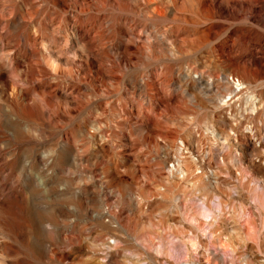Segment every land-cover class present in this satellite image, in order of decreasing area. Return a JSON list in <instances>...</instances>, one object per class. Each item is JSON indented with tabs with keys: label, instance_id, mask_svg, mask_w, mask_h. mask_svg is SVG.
<instances>
[{
	"label": "rangeland",
	"instance_id": "374dc122",
	"mask_svg": "<svg viewBox=\"0 0 264 264\" xmlns=\"http://www.w3.org/2000/svg\"><path fill=\"white\" fill-rule=\"evenodd\" d=\"M0 264H264V0H0Z\"/></svg>",
	"mask_w": 264,
	"mask_h": 264
},
{
	"label": "bare ground",
	"instance_id": "6f19581e",
	"mask_svg": "<svg viewBox=\"0 0 264 264\" xmlns=\"http://www.w3.org/2000/svg\"><path fill=\"white\" fill-rule=\"evenodd\" d=\"M239 85H240V84H239ZM242 85H243V84H242ZM240 86H241V85H240ZM240 89H241V88H240ZM248 217H249V216H248ZM248 219H249V218H248ZM248 225H249V223H248ZM248 225H247V226H248ZM251 226H252V224H251ZM246 229H247V227H246ZM246 231H247V232H246V233H247L246 235H247V236H251V233L248 232V230H246ZM245 237H246V236H245ZM252 237H253V235H252ZM252 237H251V238H252ZM184 243H185V242H184ZM193 245H194V244H193Z\"/></svg>",
	"mask_w": 264,
	"mask_h": 264
}]
</instances>
